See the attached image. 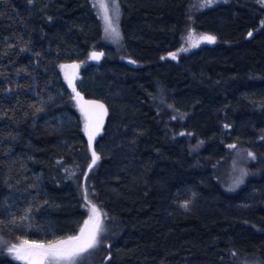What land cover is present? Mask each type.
Returning <instances> with one entry per match:
<instances>
[{
  "label": "trees",
  "instance_id": "1",
  "mask_svg": "<svg viewBox=\"0 0 264 264\" xmlns=\"http://www.w3.org/2000/svg\"><path fill=\"white\" fill-rule=\"evenodd\" d=\"M119 1L122 49L91 0H0V232L76 235L87 181L113 230L95 264H264V4ZM189 26L205 41L174 56ZM76 91L108 111L92 170ZM238 149L252 174L230 190Z\"/></svg>",
  "mask_w": 264,
  "mask_h": 264
},
{
  "label": "rangeland",
  "instance_id": "2",
  "mask_svg": "<svg viewBox=\"0 0 264 264\" xmlns=\"http://www.w3.org/2000/svg\"><path fill=\"white\" fill-rule=\"evenodd\" d=\"M99 16L106 42L118 49L123 48L121 31L122 9L119 0H91ZM225 0H194L193 7L196 10L214 6ZM264 4V0H260ZM204 34L196 28L189 26L183 36V45L175 53L188 51L196 48L204 40ZM205 41V40H204ZM101 55L94 51L92 58L96 59ZM128 63H133L128 57H122ZM64 65L61 66L63 69ZM65 77L75 90L74 82L78 79V70L74 67L65 69ZM77 92V91H76ZM73 97L76 109L78 110L82 130L89 142L92 151V163L89 170L94 169L99 156L94 152L95 142L103 131L108 114L106 106L99 100L88 99L80 93ZM254 161V152L248 149L234 151L233 158L228 162L225 169L221 170V178L227 180L230 190L238 188L245 179L252 174L249 168L250 162ZM227 189V188H226ZM85 207L88 209L87 220L80 231L71 237L60 238L51 242H28L27 240L12 241L0 232V251L3 254L14 258L23 264H95L101 263L107 257L109 239L107 229L108 218L101 208L92 199V189L85 181L82 189ZM29 227L28 223L21 225L24 230Z\"/></svg>",
  "mask_w": 264,
  "mask_h": 264
},
{
  "label": "water",
  "instance_id": "3",
  "mask_svg": "<svg viewBox=\"0 0 264 264\" xmlns=\"http://www.w3.org/2000/svg\"><path fill=\"white\" fill-rule=\"evenodd\" d=\"M215 38H212V42H215ZM76 94H79V92L77 91Z\"/></svg>",
  "mask_w": 264,
  "mask_h": 264
}]
</instances>
